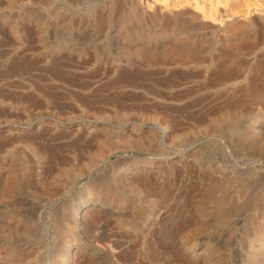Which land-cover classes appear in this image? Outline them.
<instances>
[{
  "label": "rangeland",
  "instance_id": "obj_1",
  "mask_svg": "<svg viewBox=\"0 0 264 264\" xmlns=\"http://www.w3.org/2000/svg\"><path fill=\"white\" fill-rule=\"evenodd\" d=\"M0 264H264V0H0Z\"/></svg>",
  "mask_w": 264,
  "mask_h": 264
},
{
  "label": "bare ground",
  "instance_id": "obj_2",
  "mask_svg": "<svg viewBox=\"0 0 264 264\" xmlns=\"http://www.w3.org/2000/svg\"><path fill=\"white\" fill-rule=\"evenodd\" d=\"M209 1V0H208ZM218 1V0H217ZM221 1V0H220ZM212 2V1H211ZM210 2V4H212ZM205 3H206V1H205ZM221 3V5H222V2H220ZM201 5V4H200ZM211 6V5H210ZM210 6H209V8H210ZM215 6V5H214ZM200 7V6H199ZM204 8V7H203ZM220 8V11H221V7H219ZM223 8H225V7H223ZM217 9H218V7H217ZM208 10V9H207ZM214 10V9H213ZM216 10V9H215ZM225 9H223V11H224ZM222 11V14L223 13H225V11L223 12ZM227 12V11H226ZM211 13V12H210ZM218 13H219V11H218ZM228 13V12H227ZM207 14V13H206ZM226 14V13H225ZM208 15H209V13H208ZM231 14H228V15H226V16H228V17H226L225 15V19H230V20H234L233 18H231V16H230ZM210 16V15H209ZM216 16V15H215ZM212 17V16H211ZM210 18V17H209ZM217 19V18H216ZM229 20V21H230ZM236 20V19H235ZM224 21V20H223ZM223 21H221V23L223 22ZM227 21V20H226ZM225 21V22H226ZM216 22H217V20H216ZM218 22H220V21H218ZM238 22V21H237ZM231 23V22H230ZM216 24V23H215ZM232 24V23H231ZM234 24H235V22H234ZM224 25V24H223ZM237 26V25H236ZM235 26V27H236ZM232 28V27H231ZM257 131H261L262 130V127L261 126H259V125H255V127H254ZM78 204H80V203H78ZM71 212H73V216H72V218L76 221V225L78 226V225H82L83 224V220H84V217H85V215L89 212V209H88V207L84 204V205H77L76 203H75V205H73V207H72V209H71ZM72 214V213H71ZM89 214V213H88ZM88 216V215H87ZM69 247V246H68ZM71 248V247H70ZM67 257H68V260H67V258H66V260H65V262H72L73 260H74V258H75V252L73 251V250H71V251H68V253H67Z\"/></svg>",
  "mask_w": 264,
  "mask_h": 264
},
{
  "label": "water",
  "instance_id": "obj_3",
  "mask_svg": "<svg viewBox=\"0 0 264 264\" xmlns=\"http://www.w3.org/2000/svg\"><path fill=\"white\" fill-rule=\"evenodd\" d=\"M236 164L239 166L240 164L236 161Z\"/></svg>",
  "mask_w": 264,
  "mask_h": 264
}]
</instances>
